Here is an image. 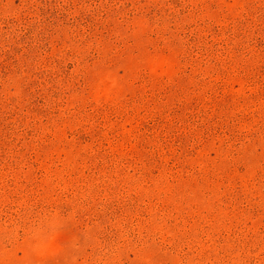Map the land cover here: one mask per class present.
Listing matches in <instances>:
<instances>
[{
  "label": "rangeland",
  "instance_id": "374dc122",
  "mask_svg": "<svg viewBox=\"0 0 264 264\" xmlns=\"http://www.w3.org/2000/svg\"><path fill=\"white\" fill-rule=\"evenodd\" d=\"M0 264H264V0H0Z\"/></svg>",
  "mask_w": 264,
  "mask_h": 264
}]
</instances>
